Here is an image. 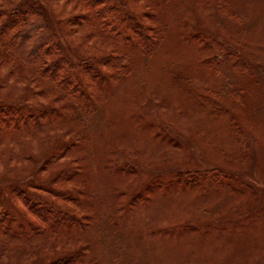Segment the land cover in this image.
Listing matches in <instances>:
<instances>
[{
    "label": "rangeland",
    "instance_id": "obj_1",
    "mask_svg": "<svg viewBox=\"0 0 264 264\" xmlns=\"http://www.w3.org/2000/svg\"><path fill=\"white\" fill-rule=\"evenodd\" d=\"M37 1L73 58L125 48L100 28L99 35L87 37L94 28L77 17L83 10L78 0ZM113 1L146 13L161 31V45L150 54L126 46L132 53L126 70L108 72L113 69L105 66L104 78L84 77L93 101L85 105L92 112L82 150L46 160L77 129L76 114L63 119L61 107L52 116L39 113L21 121L24 133L12 131L14 122H3L8 129L0 135V206L10 199L5 204L14 216L12 231L0 234V264H48L86 245L103 264H264V0ZM211 58L214 67L204 64ZM238 59L253 70L241 71ZM16 63L17 74L27 76L31 68ZM20 77L0 71L1 101L52 106L55 94L32 92ZM10 136L16 140L8 144ZM110 160L118 166L131 161L139 174H113ZM72 167L80 171L73 178L67 170ZM216 167L237 176L216 186L208 179L195 188L187 183ZM16 178L33 197L49 200L53 211L43 213L47 220L69 207L90 215L85 227L90 230L62 225L58 234L31 235L28 224L38 225V217L30 219L28 208L14 198L8 180ZM117 187L121 196L143 194L145 203L128 213L141 204L147 208L122 216L115 231L103 201L114 204ZM94 224L99 228L92 230Z\"/></svg>",
    "mask_w": 264,
    "mask_h": 264
},
{
    "label": "trees",
    "instance_id": "obj_2",
    "mask_svg": "<svg viewBox=\"0 0 264 264\" xmlns=\"http://www.w3.org/2000/svg\"><path fill=\"white\" fill-rule=\"evenodd\" d=\"M78 2L81 4L83 10L77 17L84 22H89L88 24L94 28V31L92 33L89 32L87 37H94L95 34L99 35L97 28H100L103 30V33L109 34L112 39L118 41L120 45L126 48V50L128 47L134 46L135 52L138 50L137 52L141 54H150L160 47L162 42L161 31L155 24L149 23L146 20V15H143L146 13L140 11L137 13L129 12L113 0H78ZM91 16H93V19H95L98 24L91 20ZM198 35L199 34H197V36ZM199 37L198 39H200ZM60 39V35L55 29L54 23L50 20L48 13H46L37 0H0V69H2L0 71L2 72L4 69L7 77L14 74L16 80L21 79L20 76H22V79L26 80L28 87L30 88L29 90L32 92H35L34 88H38V93L42 95L44 94L46 97L48 96L46 94H55V96L50 99L52 106L51 104L45 106L46 104H44V101H41L38 105V109L34 108L38 102L28 99H23L24 102L22 101L19 103H10L8 99L0 100V135H3L4 131L8 129L5 127L6 124L4 123L14 122L15 125L12 127H15L12 131L24 133L26 129H24L21 121L24 123L28 122L33 115L39 113H41L38 115L39 118H42L44 115L52 116L59 107H61L60 116L63 119L69 115L72 117L76 114L74 124L77 129L70 131L71 136L60 142L58 147L52 151V154H49L46 160H49L50 162H54L63 156H67L68 152L73 153L82 150L83 146L78 148L82 137L85 135L82 132L88 133L90 131V126L86 125V123L88 122L92 110L91 112H88L85 105L87 101L92 100V97L89 96L85 90L83 82L85 79L84 77L88 76L94 80L99 78L100 75H102V68L105 66L113 69L108 72H120L126 70L129 55L131 57L132 54L125 51V48H123L122 51L113 48L110 52L98 58L83 57L81 59H76L65 52ZM228 54L231 56L237 55L232 52H229ZM217 59L218 57L215 58V60ZM206 60L207 61H204V64L209 67H214L215 61L213 58ZM17 61H21L31 68L27 76L23 77L21 73V75L17 74V71H15ZM235 66L239 67L243 72L251 71V69L253 70V65L245 63L242 59H238L235 62ZM102 77L104 78L105 76L102 75ZM33 85L34 87L32 88ZM59 102H62V104H69L73 107V109H70L72 111H69L71 113H69ZM57 105L60 106L57 107ZM35 110L37 111L35 112ZM13 139L16 140L14 137L10 136L7 143L10 144ZM18 139H21V146L24 148L25 141H23V138H20V136ZM7 143L5 150H9V153H13L14 147L11 148ZM28 158H33V155L30 153L27 155V159ZM109 169L111 170V173L116 175L139 174V171L131 161L123 160V162L120 163V166H118L116 160H112L109 164ZM67 170L72 173L70 176L71 178L74 177L76 171L77 173L80 172L74 167ZM64 172L66 173V170ZM205 174L203 172L200 173V175L204 177L203 179L198 178V176L194 174L196 177L193 175L186 181L189 184L191 183L190 187L192 188L205 184V179H208L209 182H211L210 185L216 186L220 184L222 178L234 179L235 176H237L219 167L205 170ZM60 178H62V174H59L56 177V179ZM24 181V184H26L27 180L24 179ZM22 184V180H18L17 178L10 181L8 180V186L12 190V194L16 201L18 200L23 203L33 216L30 217V219L36 220L35 217H38V225L34 224V226L33 224H28L31 235L58 234L60 233L58 229L60 230L62 225L66 229L81 227L84 230H90L89 227L88 229L85 228L86 225L89 224V221L87 220H89L90 215L88 213L79 215V213L72 212L69 207L64 211L58 212L55 215V221L52 222L47 220V218L43 216V213L53 211L52 207L49 205V200H47L48 203H46L47 201L41 200L39 196L33 197ZM28 184L29 182L26 184L29 187L33 186ZM247 187H249L250 190L252 188L248 183ZM122 191L123 190L118 187L114 188L112 197L114 198L113 200L117 199L114 204L103 201L106 207L105 212L108 210V220L113 223L112 227L115 231L118 230L121 225L119 222L122 220V216L125 215V217H127L132 215L138 209L147 208L146 204H141L136 210H131L128 213L127 211L130 210L129 207L132 208L138 203H145L143 194L136 193L133 196V194L129 193V195L121 196L120 193ZM146 191H144V193ZM67 194H64L63 198H69L65 197ZM155 195L157 194H154V196ZM56 196L60 197L59 195ZM76 197L77 196L72 195L70 198L73 199ZM2 201L3 202L0 206V234L5 231H12L13 226L12 220L10 219L12 212L5 204L7 201L6 203L9 205L10 199ZM112 207H114V210H112ZM123 211H125V214L121 215ZM100 212L102 213V211L99 210L98 213L100 214ZM260 216L264 217V207L260 209ZM40 222H43L44 224ZM66 224L70 225L66 226ZM95 226L96 224H94L92 230H95L96 228L98 229L100 224H97L96 227ZM22 234L25 236V233ZM86 247L87 249H85ZM88 251H90V249L88 248V245H86L83 249L61 256L54 261H50L48 264H103V261L97 257V254H93V251L88 253ZM115 254L116 251H113V256Z\"/></svg>",
    "mask_w": 264,
    "mask_h": 264
}]
</instances>
